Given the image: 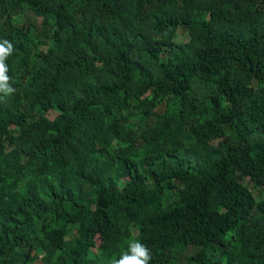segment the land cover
<instances>
[{
	"label": "trees",
	"instance_id": "16d2710c",
	"mask_svg": "<svg viewBox=\"0 0 264 264\" xmlns=\"http://www.w3.org/2000/svg\"><path fill=\"white\" fill-rule=\"evenodd\" d=\"M5 40L0 264H264V0H0Z\"/></svg>",
	"mask_w": 264,
	"mask_h": 264
},
{
	"label": "clouds",
	"instance_id": "9594fccd",
	"mask_svg": "<svg viewBox=\"0 0 264 264\" xmlns=\"http://www.w3.org/2000/svg\"><path fill=\"white\" fill-rule=\"evenodd\" d=\"M13 45L5 40L0 42V97H10L15 89L11 86V78L8 76L6 60L13 53ZM152 259L150 250L142 243L132 240L128 243L127 251L120 254L119 259L112 264H149Z\"/></svg>",
	"mask_w": 264,
	"mask_h": 264
},
{
	"label": "rangeland",
	"instance_id": "374dc122",
	"mask_svg": "<svg viewBox=\"0 0 264 264\" xmlns=\"http://www.w3.org/2000/svg\"><path fill=\"white\" fill-rule=\"evenodd\" d=\"M186 33L183 31H180L177 35L178 39L185 41L186 40ZM214 144H217L216 142H213ZM35 264H42L41 261H37Z\"/></svg>",
	"mask_w": 264,
	"mask_h": 264
}]
</instances>
